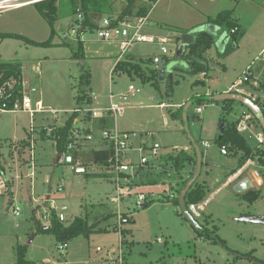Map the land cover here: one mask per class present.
<instances>
[{
	"label": "rangeland",
	"instance_id": "1",
	"mask_svg": "<svg viewBox=\"0 0 264 264\" xmlns=\"http://www.w3.org/2000/svg\"><path fill=\"white\" fill-rule=\"evenodd\" d=\"M115 2L107 0L106 3H102V14L95 15L97 23L99 20L100 23L106 17L116 20L119 18V15H121L127 5V0H125V3L124 0H116ZM138 5V3L135 4L131 10V14L125 17L126 20H133L135 18L139 8ZM68 8L69 6L66 5L58 14V21L54 24L55 37L53 45L49 47L29 46L15 38L4 39L0 37V62H20L23 67L22 73L32 81L33 86H36L41 91V98L46 101L45 103L52 104L53 107L62 111L59 114V121L63 118L66 120L70 116V114H66L64 111L78 107V105L76 106V97H82L80 82L83 70H85L91 74L90 91H87L88 99L92 93L98 96L101 94L109 95L110 87L114 96L126 93L130 84H133L140 91V93L130 97L125 103L119 101L130 106H137V108L127 109L123 116H109L108 128H116L119 131L127 133L142 134L141 136H144L149 142H153V140L158 142L164 148L162 153H167V150L173 149L174 145L184 144L193 135H198L201 132V126L203 128V138L208 139L211 143V152L214 153L218 160L222 157L219 147L213 142L214 135H212V131L218 126L222 112L216 108L215 104L204 102V104L189 105L188 122L191 128L190 137L185 132L184 122L179 118L174 119L172 117L173 114L181 113L180 109H178L180 106L186 107L188 105L187 102L195 98V95L197 96L198 93L208 89V87L201 88L203 83L199 82L200 84L196 85V81L200 79V75H190L184 72L183 74L186 77L180 78L178 83H176L177 73H175L172 77L171 86H173L174 90L172 94L167 90V83H161L159 86L160 91H157L153 82L142 84L138 80L142 81L141 78L131 81L126 76L120 77L113 74L114 80H112L109 68L115 62L118 45L110 42H99L96 31L87 30V32L81 34L80 38L81 42L87 44L85 51L86 59L82 61L74 58L79 42L71 37H76V35L72 34V36H69V39L65 43L63 40V34L70 30L69 24L74 17L75 19L77 18V15H72L68 11ZM242 9H244L243 6H241ZM45 11L46 9H44ZM243 11L248 14L247 10ZM78 13L80 14V12ZM172 13L176 14L175 11ZM153 20H149L150 25L151 27H156ZM242 26L244 28H242L240 37L238 38V45L240 47L235 49L236 51L222 54L225 50L222 49L221 51L216 45L210 49L208 56L210 57L211 65L216 67L215 69H211V76L208 78V85L211 86V90H215L214 86L217 83L235 81L242 75L246 63L254 61L253 64L256 66L264 58L263 53L260 55L261 47L264 44V15L262 14L250 29L246 28L245 23ZM147 31L145 32L150 33ZM10 33L24 36L38 43H45L52 36V27L42 16L39 7L32 4L0 13V34ZM165 46L169 52L167 57L175 55V42H170ZM134 48L144 56L155 55L163 58L162 52H160V44L138 43ZM256 57L257 59H255ZM122 62H125V60L123 59ZM260 67L259 71H262V76L259 79L260 83L258 82L256 87L264 85V61L260 64ZM183 71L179 70L178 73H182ZM34 97L38 98L39 94H34ZM160 102L164 103L162 109L158 107ZM199 109L203 110L202 112L204 113L199 112ZM39 116L35 117L36 125L40 124ZM200 117L204 119L200 120ZM30 123L31 118L25 113L0 114V137L2 136L4 141H7L11 140L14 135L23 136L26 134L25 130L29 128ZM251 124L261 133L259 126L253 122ZM147 133L153 135L154 138H148ZM131 134L132 143L135 137L133 133ZM261 135L264 136L262 133ZM246 138L250 146L257 147L260 144L262 149L264 148V141L263 143H258L252 129L246 133ZM20 143L22 145L19 151L22 153H13L12 159L9 156L10 152L7 143L4 144L1 148L4 156H1V159L2 164L7 163L11 169L13 168L11 166L16 164L15 159L21 161L19 167L22 171L21 174L25 175L27 174L26 167L30 163V151L25 141ZM53 144V140L43 143V150L37 146V161L35 162L42 163L45 160L47 161L48 168H51L47 171L51 172L54 176L51 186V189L53 188L52 191L57 190L56 188L61 181L64 183L66 194L71 198L67 197L66 201L62 200L60 203L65 204L64 202H66L68 207L71 208L68 213V223L77 217L83 216L85 208L89 207L88 209H90L92 204L96 206L104 204V207L109 208L110 214L112 212L116 213L118 211L117 207L111 202V196L114 197L116 193L113 183L108 179V182L105 181L106 178L91 177L93 175L89 178L86 175L75 176L73 170L67 166L55 167L53 164L51 165L52 156L55 151L57 152ZM187 151H191V148ZM227 154L229 157H238L237 164L240 166L242 160L240 154L233 155V153L229 152ZM225 158L227 157L225 156ZM245 165H249V168L256 166L264 177V165L251 159L245 161L242 167ZM161 168L158 166L156 170H160ZM190 170L192 168L188 167L187 172L183 174L184 179H187ZM139 175L140 172L134 177V187L136 189L140 187L139 192L142 191L153 198L161 197L159 191L160 194L163 192L164 195L170 188L168 186L169 183L178 181L177 178H168L165 179L164 184L157 186L148 185L145 181V174L142 177H139ZM256 176L259 177L257 174ZM136 182L140 183L135 186ZM12 186H9L10 191L8 194L0 196V264H16L17 244L27 249L28 258L30 257L33 260L31 261L34 262L33 264H43L41 259H48L49 264H106V260H108L107 250H111L112 247H118L121 239L125 251L124 264H261L260 262H264V224L241 223L235 220V216L239 215L238 213L242 212V210L234 200H230V203H223L226 208L221 207L222 204L218 203L215 209L211 211L215 216V221L209 220L211 229L215 230L219 239L226 242L227 248L221 246L213 238L208 237V239H204L199 237L192 224L181 215V208L173 202L155 203L149 209L136 213H133L134 208L131 204L126 205L123 203L120 204L121 212L131 218L130 223L122 225L123 232L111 231L109 233L94 235L90 239L84 236L76 237L68 243L69 248L66 251V257L55 247V245L58 247L61 244H58L53 236L43 234L42 241L36 242L37 245H41V248L31 249L29 255L28 240L35 234H42L36 232L38 231V225L41 224L43 226V223L37 220L40 219V214H37L36 220L32 219V216L30 217L31 219L27 218L26 210L23 207L21 208L18 202L24 190L19 187L18 189L14 188V186L13 189ZM151 191L156 193V197L151 195L153 194ZM258 193L260 195L261 192ZM262 195L260 200L254 201V204H249L250 207L245 206L243 209L247 212L264 214V193ZM131 200H134V198L132 197ZM203 203L199 205H203ZM31 204L33 202H30ZM13 206L22 209L21 220L13 217ZM72 211L75 213L70 215ZM192 214L197 218L203 215L202 210L198 213L192 212ZM198 219L203 220L201 218ZM16 222L20 224L19 227H15ZM114 222H117L116 217H111L105 223H108V226L111 227ZM25 232L28 233L24 234ZM158 239H161V242H158ZM98 248H103V252H99ZM237 253L245 257L237 258Z\"/></svg>",
	"mask_w": 264,
	"mask_h": 264
},
{
	"label": "crops",
	"instance_id": "2",
	"mask_svg": "<svg viewBox=\"0 0 264 264\" xmlns=\"http://www.w3.org/2000/svg\"><path fill=\"white\" fill-rule=\"evenodd\" d=\"M113 1L115 2L116 0H113ZM122 3H123V1H122ZM124 3H125V0H124ZM137 3L139 4L138 5L139 7H144L146 5L151 6L150 10L148 12V15L146 16L147 22L145 24V27L143 28V33H146L145 31L148 30L147 32H150V33H146V34H148L149 36H153L156 39L155 43H151V44H160L161 48H162V47H166L165 45L170 43V42H175L176 53H175V55H173L171 57H167L168 56L167 54L165 56L163 55L162 63L160 65L156 66L154 64V58L159 57V56H155V55H153V56H146L145 55L144 56L140 52H137L135 50V48L133 47L128 52H126V55L123 56L121 61L124 59L125 61L127 60V61L134 63V64H138V63H140V61H145L147 59H151L150 60L151 63H149L148 65L144 64L143 68L146 69L148 67L150 69L160 71L162 68L166 67L167 72L165 75V80L163 82H160V83H162V84L167 83V85L169 82H172V77L175 73H177L176 82L179 81L180 78L186 77L185 74H183V73L185 72L184 69H188V65L185 62H183L181 60H177L174 58L179 53V46L181 45V40H182L183 35L193 34L197 38V35L204 32V31L210 32L216 38L214 45H216L218 47V49H220L221 51H222V49H224L225 51H223L222 54H225L227 51V45L229 44V41L226 39L228 31H227V29L220 31V29H218V27H215L213 25L208 24V19L216 18L218 15H220L224 11H234L233 18L235 19V21L237 23L236 30L239 31L241 34L242 28H244L242 26L243 23H245L246 28L250 29L252 27V25L255 24V22L260 18V16H262V14L264 15V0H245V1H243V0H158L156 3H153L150 0H139V2H137ZM241 6H243L244 9L241 10ZM118 9H119V11H121L120 8H118ZM243 10H247L248 14L244 13L245 11H243ZM102 11L103 10H101V12ZM173 11H175L176 14L172 13ZM157 13H158V15H157ZM144 17L138 18L135 16V18L133 20L141 19ZM153 17H154V20H153ZM106 18H108V17H106ZM106 18H104V19H106ZM150 19L153 20V22L156 24V27H153V26L151 27L150 22H149ZM75 20L76 19L74 17L72 22L69 24V27L72 24H74ZM99 21H98V24H100L102 22L101 21L99 23ZM211 27H214V28H212V30H211L210 29ZM80 38H81V35L78 37V39L75 38V40H78V42H79ZM164 40L166 42H164ZM263 41H264V38H263ZM65 42H67V41H64V43ZM162 42H164V43H162ZM86 46H87V44L83 43L84 52L86 51V48H87ZM239 47L240 46L238 45L237 48H239ZM161 48H160V52H161ZM210 49L206 54V58L208 59L209 70L211 71V69H215L216 67L211 65L212 63L210 61V57L208 56ZM184 50H185V46H184ZM184 50L181 52V54L184 52ZM116 53L117 54L115 55V58H116L115 62L109 68V72H110V76H111L112 80H114V76H113L112 71H113L114 67L116 66V64L121 62V61L118 62L119 57L121 55L119 47H118V52H116ZM261 54L264 56V44L261 47L260 55ZM255 59H257V57ZM263 61H264V58L258 65H256V66H255V64L253 65V69H254L253 70V76L257 77L259 83H260L259 79H261V76H262V71L261 72L259 71L261 69L260 64L263 63ZM253 62L254 61H250L249 63H246L245 67L243 68L244 70L242 72V75L240 77H238L235 81L217 83L216 86H214L215 90H211L210 89L211 86L208 85V78L211 76L210 72L204 73V74H199L200 79L196 81V85L203 83L201 85L202 86L201 88L204 89V87H208V89L204 90V92L198 93L197 96L195 95V98H201V97H203V98L204 97L214 98L217 101V99H216L217 96L223 95V93L238 92L242 95L244 94V95L250 97L254 101L259 102L261 109H263L264 108V91L259 92L256 89L258 87H252L249 83L242 84V86L238 87V89L234 88V86L239 82V80L242 79L243 73L246 70L245 68L248 67L249 65L253 64ZM6 63H11V62H6ZM175 68H178L180 71L181 70H184V71L182 73H178L179 70L176 71ZM22 69H23V67H22ZM187 74H189V73L187 72ZM115 75L120 76V77L126 76L131 81L138 79V77L136 75L133 76L134 78L129 76L128 74L126 75L123 73H116ZM159 75H160V73H159ZM23 80L25 82H28L30 87L37 88L36 86L32 85V81L29 78L25 77L24 74H23ZM138 80L140 82H142L140 79H138ZM146 84H148V83H146ZM130 85H133V84H130ZM89 89H90V85H89ZM109 92H110L109 95L101 94L100 96H98L97 94L94 93L99 98L97 100L98 102L97 103L94 102L93 105L97 104L95 106H97L99 108L107 107L108 104L110 103V95H111V93H113V91L111 90V87L109 89ZM33 97H34V95H33ZM78 99L79 98L76 97V100H77L76 106L81 103ZM223 101H219V102H223ZM43 102H44L46 107L52 108V109H57V108L53 107L52 104H46L45 103L46 101H44V100H43ZM206 103L207 104H215L216 108H218L219 111H222L221 116L219 118L218 126L215 130L212 131V135H214L213 142L215 143V139L219 138L220 135L224 132V130L226 128L225 123L220 124V121L222 119L221 117L224 116V114H227L228 112H226V108H225L226 104L223 105V103H216V102H212V101H208V102L206 101ZM187 104L188 105H186V106L188 109L189 103L187 102ZM156 106H158V105H156ZM163 106H164V103L160 102L158 107H159V109H162ZM182 107L183 106H180L178 109H181ZM129 108L130 109L137 108V106H130ZM232 108H233V110L230 111V113L227 115V119L229 121H234V122L240 121L239 125L245 124V125L249 126L248 131L251 129L253 130L254 135H255V139L257 141V136H259V135L261 136V133L258 131V129L254 125L249 124V120L251 119V115L248 114L249 113L248 110L245 107H242V106L237 105V104L233 105ZM57 110H59V109H57ZM202 113H204V112H202ZM37 115H40L39 116L40 124L36 125V120L34 118V129L36 130L35 136H34L35 140H36L35 141V151L37 150V146L39 147V149L43 150L44 147L42 144L49 142V141H42L39 129H41L42 127H45V126H51L52 124H54V125L58 124L57 125L58 128L64 127L66 121L70 118V116H69L66 120L63 118L61 121H59L60 116L58 117V119H56L53 114H51V115L50 114H46V115L45 114H37ZM230 115H231V117L229 118ZM172 117L174 119H178L177 114H173ZM232 117H233V119H231ZM80 119L81 118L78 117L76 119V121H78V123H84V126L86 128H92L95 131H101L102 129H107V130L116 129V128H114V129L108 128L107 124H108L109 116L99 118V119H94L92 122H90L89 120L81 121ZM203 119L204 118L200 117V120H203ZM102 120L106 121V123L101 124ZM56 122H58V123L56 124ZM222 125L224 126V130L221 127ZM30 128H31V123H30L29 128L25 130L26 131L25 135H23V136L22 135H20V136L14 135L11 140L17 139L20 142H23V141L27 142L29 140V142H30V139L32 138ZM200 128H201V132L198 135H196V136L193 135L192 137H190V135H189L190 139L188 138L189 140H187L186 143L181 144V145H174L173 149H169V150H167V152H171L173 150H185L186 151L189 148H192L191 144L193 141L201 142L199 147H200V150L204 152V155L202 158L203 168H202V175L198 179L200 180V182L202 184H204V185L207 184L209 186V189H210V192H209L210 194L207 197V201H205V203H203V205H201L203 207L202 214L205 216L209 215L212 218V220L215 221V219H214L215 216L211 212V211H213L212 209H215V207L218 205V203L222 204L221 207L226 208L223 203H230L229 202L230 200H234V201H236V204L238 205V207L242 210V212L238 213L239 215L235 216V220H237L238 222H240L238 219L241 217L264 215V214H257L256 212H247V211H245V209H243V208H245V206L250 207L249 204L255 203V202L250 201L248 198H246L247 195L250 194L251 192H256V193L261 192L260 198L258 200H260L262 198V196H263L262 193H264V177H263V174L260 172V170L258 168H256V166H252L249 168V165H245L241 169H238L239 165L237 163H238L239 158L238 157H229L228 154L222 155V149L219 146L218 147L220 149L221 156L224 158L226 156L227 158L224 159V158L220 157L218 160V158H216L214 153H212L210 150L211 149L210 141L208 139H204L202 136L203 128L201 126H200ZM238 129H239V127H238ZM185 130H186V128H185ZM248 131H246L242 134H245ZM120 132H123V131H120ZM125 133H127V132H125ZM130 133H133L134 137H135L133 139V142L131 143L133 148H137L143 143L148 145V144H152L153 142H156L155 140H153V142H149V140H146L144 138V136H141L142 134L139 135V134L134 133V132H130ZM147 137L148 138H152V137L154 138V136L150 135V133H147ZM1 139L4 140L2 138V136H1ZM55 143H56V141H54V144H53L54 149H56ZM205 143H208V146ZM107 148H108L107 143L103 142L102 139H100L98 137L94 141L90 142L89 144H86L85 147L82 148V155L84 158L85 157L88 158V154L92 150L105 151V150H108ZM36 153H37V151H36ZM55 153H57V152L55 151ZM55 153L52 156V160L50 162L51 165L52 164L54 165L55 156H56ZM163 154H167V153H163ZM84 160H83V162L85 163V165H87V169L89 171L88 174H86L87 178H89L91 175H93L91 177H99V178L105 179L104 176H101V175H104L105 172L99 165L95 164L92 160H90V161L88 159L85 161ZM35 161H37L36 157H35ZM34 163L35 164H34L33 169L29 163V165L26 167L27 174H25V175L22 174V177H20L19 179L16 178L17 174L19 173L16 171V164L12 165L11 167H13V168L10 169V171L8 172L10 174V178H12V183H10V185L11 186L13 185L14 188L16 187L18 189V187H19L20 189L24 190L22 192L23 193L22 197L18 202L20 203L21 208L23 207V209L26 210V214H27L28 219H31L34 216V214H36V216H37L38 212L40 210H42V207L47 206V201L50 199L55 198L56 200H58L60 202L62 200L66 201V199L71 198L70 196H68V194H66V190H65V193H63V194H53L54 191H52L53 188L51 189V186L53 184V177L54 176L51 174V172L47 171L48 169H51V168H48V166H47L48 163L46 160H45V162H42L44 164H42L41 162H34ZM93 163L95 165H93ZM55 167H59V166H55ZM18 171H20V174L22 173V171L20 170V167H19ZM33 172H34V175H32ZM256 173H258L259 177L256 176ZM74 175L75 176H83V175H78L75 173H74ZM108 180L106 178L105 181L108 182ZM109 181H111V180H109ZM173 185L176 186L175 183H173ZM13 186H12V188H13ZM139 188H138V190H139ZM151 189H153V187H151ZM169 190H171V189L169 188L167 190V192ZM151 192L156 197V193H154V191H151ZM159 195L162 196L163 192L160 194V191H159ZM112 197L113 196H111V198ZM34 199H36L38 202H36ZM28 201L33 202V204L30 205V202H28ZM64 203L66 204V202H64ZM156 203H162V202H156ZM133 208H134V206H133ZM31 211H33V213H31ZM74 213L72 211V213L70 215H73ZM202 216L200 215L198 218H201ZM68 218H69V216H68ZM241 223H243V222H241ZM27 233L28 232H25L24 234H27ZM19 235H21V234H19ZM42 235L43 234H35L31 237V239L28 240L27 245L29 247V255L31 253V249L41 248V245H37L36 242L39 240L42 241V239H43ZM96 235H99V234H96ZM92 236H94V235H92ZM55 247L58 251H60L59 247H57L56 245H55ZM66 251L65 252L60 251V252L62 253L63 256L66 257V255H67ZM28 259L30 260V262L33 261L30 257ZM41 261L43 264H49L48 259H46V260L41 259ZM32 263H34V262H32Z\"/></svg>",
	"mask_w": 264,
	"mask_h": 264
},
{
	"label": "trees",
	"instance_id": "3",
	"mask_svg": "<svg viewBox=\"0 0 264 264\" xmlns=\"http://www.w3.org/2000/svg\"><path fill=\"white\" fill-rule=\"evenodd\" d=\"M107 0H47L44 2H40L35 4L37 7H39V11L41 12L42 16L50 23L52 27V33H51V38L49 39L48 42L45 43H38L33 41L32 39H28L24 36L21 35H16V34H0L1 38H15L18 40L23 41L26 45H33V46H38V47H49L53 45V40L55 37V27L54 24L58 21V14L61 10H63L66 5L69 6L68 11L72 15H77V12L82 13L84 16V20L82 22V26L84 30L88 31H95L98 28V23L96 22L95 15H100L102 14L101 12V7L102 3H106ZM139 0H127V5L124 9V11L119 15V18L113 19L112 18V25L116 26L120 22H125V17L129 16L131 14L132 8L135 6ZM153 3H156L158 0H150ZM150 7H139L138 12H136V17H144L148 15V12L150 10ZM44 9L46 11L44 12ZM234 16V11H224L220 15H218L216 18H210L208 19V24L213 25L215 27H218L220 31L227 29L228 33L226 36V39L229 41V44L227 45V51L226 54H229L233 51H236L238 46V38L240 36V32L236 30L237 28V23L235 19L233 18ZM75 23H79L76 21ZM236 30V31H235ZM81 35V33H78V37ZM215 36L212 35L210 32H202L197 35L196 41L193 44H189L185 46V50L182 54L177 55L175 59L181 60L185 62L188 65V69H184L185 72L191 74V75H199V74H204V73H209V62L208 59L206 58V54L209 51L210 48L215 44ZM74 58H77L79 60L84 61L86 59V54L84 52L83 48V43L79 40L78 43V48L76 55H74ZM151 59H147L145 61H140L138 64H134L130 61H125V62H120L116 65V67L113 69V74L115 75L116 73H123V74H128L129 76H137L138 78L142 79V83L146 84L148 82H153L155 90L160 91V81H159V73L160 71L150 69V68H143V65L149 64ZM176 71L179 70L178 68H175ZM150 73V74H148ZM134 78V77H133ZM11 79H15L17 81L15 88L13 90L14 94V100H22L23 99V94H22V81H23V74H22V64L17 61H11V63H6V62H0V86H2L4 83L10 81ZM91 82V74L85 70H83V74L81 77V82H80V92L81 96L79 97V101L81 102L78 106H85L89 104L90 98L88 99L87 91H89V85ZM178 83V81L176 82ZM172 82L168 83V91L169 93H173V86ZM253 87V86H252ZM259 92L264 91V85L262 87L256 88ZM212 101L216 103H223L226 104V112L227 114H224L222 117L220 124L225 123V130L224 132L220 135L219 138L215 139V143L217 146H219L221 149L225 148L228 150L227 152L233 153V155L240 154L242 156V160L240 162V166L238 169H241L244 162L247 160H253L258 162L261 165H264V148L262 149L261 145L258 144L257 147H252L248 143V139L246 138V133L242 134L238 131V123L239 121L235 122H230L227 119V115L230 113V111L233 110V105L237 104L242 107H245L248 110V114L251 115V119L249 120V124L253 122L257 126L260 127L261 133L264 134V129L262 126H260V123L258 120L254 117L252 112L249 110L248 107L241 105L239 102L235 101H230V100H225L223 102L216 101L214 98H206V97H201V98H193L191 99L188 103L189 105L192 104H204V102ZM255 103L259 105V102L255 101ZM261 107V106H260ZM184 108V107H183ZM183 108L180 109V114H177L178 118L182 120L185 124L186 128V133L188 135L191 134V128L189 126L188 122V110L185 111ZM264 112V109H263ZM176 116V115H175ZM80 117V114L74 113L70 115V118L66 121L64 127L57 128L56 133L51 135L50 137H47L44 135L43 132H41V139L42 141H56V150L59 154L63 153L66 148V145L69 141L70 134H71V129L74 126L75 120ZM106 121H101V124H105ZM1 138V137H0ZM4 144L10 142L11 140L4 141ZM26 145L29 146V140L25 142ZM199 141H193L191 144V151H185V150H173L171 152H167V154H162L156 162H151L148 164L146 168L141 169L139 177H142L143 174H145V181L148 183V185H159V184H164L165 179L171 178V179H178V181H173L176 184V188L173 186V182L169 183L168 186H170V189L174 192V197L169 198V196L162 195L159 198H153L150 195H148L147 201L144 203V208L142 210L135 209L133 213L144 211L149 209L151 205H153L156 202H173L175 205H177L179 208V195L184 188V185L187 183V181L193 176L194 171L197 168V148L200 146ZM21 143H18V147H21ZM17 147V150L19 151L20 149ZM200 148V147H199ZM108 150L105 151H95L92 150L88 154V158H84L82 155V151L80 153H76L75 157L78 159L81 157L83 160H92L94 163L98 164L105 170V174L101 175L104 176L107 179H110L111 173L110 166H109V159L113 154V150L108 147ZM9 156L10 159H12V155L14 152L9 149ZM20 152V151H19ZM22 153V152H20ZM202 153V158L204 155V152L201 151ZM15 154V153H14ZM1 156H4V153L1 152L0 150V169L4 170L2 167V159ZM30 157V155H29ZM84 160V161H85ZM17 166L21 165V161H18ZM159 164V165H158ZM157 165V166H156ZM162 167L160 170H156V167ZM191 167L192 170H190L187 179L183 178V174L187 172V168ZM138 172V174H139ZM137 174V175H138ZM22 175V174H21ZM202 175V174H201ZM200 175V176H201ZM200 178V177H199ZM135 181V180H134ZM163 182V183H162ZM140 183V182H139ZM136 182V185L139 184ZM142 183V181H141ZM141 185V184H140ZM139 185V186H140ZM210 189L209 186L206 184H202L199 179L195 181L193 184L192 188L188 191L186 199H185V204L188 207L189 212H191L190 207L192 205H199L203 203L208 195H209ZM259 193L256 192H251L250 194L247 195L246 198H248L250 201L254 202L258 200ZM10 205V204H9ZM104 204H98L90 206L91 208L88 209L89 207L85 208L84 214L81 217H77L73 219L72 222L66 223L60 222L55 213H53V216L51 217L50 221V230L49 231H44L43 226L41 224L38 225V231L36 233H42V234H48L51 235L55 238L56 242L58 244H64V243H69L71 242L74 238L84 236L87 239H90L92 235L96 234H104V233H109L111 231L119 232L122 231V228L118 226V223L115 222L114 224L108 226V223L106 224L105 222L108 221L111 217H116L117 220V212H112L110 214L109 208L104 207ZM96 209V210H95ZM99 210V212H98ZM182 212V210H181ZM132 213V214H133ZM192 213V212H191ZM131 214V213H130ZM181 215L189 221L190 224H192V227L194 230L198 233L199 237H202L204 239L213 238L216 240L217 243H219L221 246L227 248L226 242L222 241L221 239L218 238L217 233L215 230L211 229L210 227V219H212L209 215L205 216L203 215L201 219L199 220L197 217H195L193 214V219L196 222V226L192 223V221L188 220L184 213L182 212ZM124 216H127V214H124ZM129 217V216H128ZM32 219H37L36 214L32 217ZM39 220V219H37ZM131 222V218H129L128 223ZM216 229V227H215ZM125 233V232H124ZM17 248V260L16 264H33L30 262L28 259V251L25 247L16 245ZM233 252V251H232ZM234 253V252H233ZM235 254V253H234ZM237 258H244V255H241L239 253L236 254ZM261 264H264V262H260ZM258 264V263H257Z\"/></svg>",
	"mask_w": 264,
	"mask_h": 264
},
{
	"label": "built area",
	"instance_id": "4",
	"mask_svg": "<svg viewBox=\"0 0 264 264\" xmlns=\"http://www.w3.org/2000/svg\"><path fill=\"white\" fill-rule=\"evenodd\" d=\"M47 0H0V13L3 11H7L10 9L26 7L32 4H37L40 2H44ZM84 20V16L78 14L76 21L79 23L72 24L69 28L70 30L64 33L63 40L67 41L69 36L76 35V37H71L73 39L78 38V33L83 34L87 32L84 30L81 25ZM147 22V17L137 19V20H125V22H120L118 25H112V19L106 18L100 24H98V28L96 34L98 35V41L103 43H114L117 44L120 50V57L118 62L121 61L123 56L126 55L131 48H133L138 43H155L156 39L153 36H149L148 34L143 33V28ZM164 42H166L164 40ZM162 42V43H164ZM162 55L168 54V50L166 47L161 48ZM162 63L161 57L154 58V64L156 66ZM253 65L251 64L246 67L243 77L239 82L234 86L237 88L242 86L244 83H249L251 86L256 87L258 85L257 77L253 76ZM254 79V80H253ZM17 81L15 79H11L10 81L4 83L0 86V114H12V113H25L28 114L31 118V128L30 132L32 134V138L29 142V151H30V166L34 167L36 151H35V129H34V118L37 114H53L56 119H58L59 114L62 111L57 109L48 108L45 106L42 97V93L35 87H30L28 82L22 81V100H14L13 90L15 88ZM38 93L39 97H33L34 94ZM140 93V91L135 88L134 85H129L126 93H122L119 96H114L113 93L110 95V103L107 107L99 108L93 105L94 102H97L98 96L94 93L90 96V103L85 106H78L74 109H70V111H64L66 114H80L81 121L89 120L92 122L94 119H99L108 116H123L127 109H129L130 105L120 103L119 101H123L124 103L127 100ZM202 110L199 109V112ZM238 131L240 133H244L248 131L249 126L245 124H241L238 126ZM58 126L52 124L51 126H45L39 129V132H43L45 136L50 137L51 135L56 133ZM70 138L66 145V148L63 153H56L55 156V166H67L73 170L75 174L78 175H86L88 174L87 165L83 162V159L79 157L78 159L75 157L76 153H80L82 148L85 147L86 144L94 141L96 138L102 139L103 142L107 143L108 147L113 150V154L109 159V166L111 168L110 172L111 177L109 180L114 185L116 189L115 196L111 198V202L114 203L117 207V223L120 228H123L122 225L128 224L129 217L124 216V213L121 212L120 204L125 203L126 205L131 204L134 206V210H142L144 208V203L148 199V195L144 192H139L136 187H134L133 180L134 177L138 174V172L146 168L149 163L157 162L160 156L163 154V148L159 143L153 142L152 144H141L137 148H133L131 144L132 134L130 132H120L117 129L107 130L102 129L101 131H95L92 128H86L84 123H78L75 120L73 128L70 130ZM134 136V134H133ZM264 136H257V142L263 143ZM19 140L13 139L7 143L8 149H11L15 154L19 153L17 150ZM208 146V143H205ZM56 145V143H55ZM4 146V142L0 138V150ZM20 149V147H18ZM227 154V149L222 148V155ZM16 161V171L19 172L16 178L22 177L20 174L19 166H17L18 161ZM96 164V163H95ZM93 163V165H95ZM98 165V164H97ZM4 170L0 169V196L6 195L9 193V186L12 183V178H10V166L6 164H2ZM101 167V166H100ZM102 168V167H101ZM103 169V168H102ZM104 170V169H103ZM105 172V170H104ZM258 175V173H256ZM34 175V172L33 174ZM175 188L176 186L173 185ZM57 190L54 191L53 194H61L64 193V183H61L57 186ZM154 196V194H151ZM166 195L169 198L174 197V192L169 190L166 192ZM134 200H131V198ZM38 202L36 199H34ZM70 208L61 204L55 198L47 201V206L42 207V210L38 212L40 214L39 221L43 223V230H50V221L53 213H55L57 219L60 222L66 223L68 221V213ZM191 212L198 213L200 210H203L201 205H192L190 207ZM12 215L14 218L21 220L22 219V209L17 206L12 207ZM20 224L18 222L15 223V227H19ZM121 232V231H120ZM158 242H161V239H158ZM118 247H112L111 250H107L108 260H106V264H124V245L122 244V239L120 240ZM59 250L61 252H65L68 249V244H61ZM99 252H103V248H98Z\"/></svg>",
	"mask_w": 264,
	"mask_h": 264
},
{
	"label": "water",
	"instance_id": "5",
	"mask_svg": "<svg viewBox=\"0 0 264 264\" xmlns=\"http://www.w3.org/2000/svg\"><path fill=\"white\" fill-rule=\"evenodd\" d=\"M211 27L210 29L212 30ZM196 41V37L193 34H185L182 37L181 40V45L179 46V53L178 55L181 54V52L184 50V46L193 44ZM160 75H159V81L163 82L165 80V75H166V67L162 68L160 70ZM217 101H225V100H230V101H235L239 102L241 105H244L249 108V110L252 112L254 117L258 120L260 123V126L264 129V112L261 107H259L253 99L246 95H242L238 92H228V93H223V95L217 96ZM185 111H187V106L184 108ZM222 129L224 130V126H221ZM192 139V138H191ZM202 153L200 148H197V168L193 174V176L187 181V183L184 185V188L182 189L180 195H179V205L181 207L182 212L184 213L185 217L192 221V223L196 226V222L193 219L192 213L189 212L187 205L185 204V199L187 196L188 191L192 188L193 184L195 181L200 177L201 172H202ZM240 222L243 223H251V224H264V216H246V217H241L238 219Z\"/></svg>",
	"mask_w": 264,
	"mask_h": 264
}]
</instances>
